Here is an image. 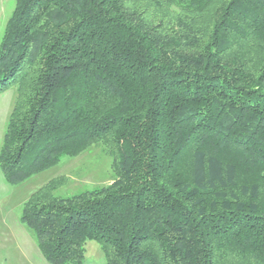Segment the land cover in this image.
Instances as JSON below:
<instances>
[{"label":"trees","instance_id":"trees-1","mask_svg":"<svg viewBox=\"0 0 264 264\" xmlns=\"http://www.w3.org/2000/svg\"><path fill=\"white\" fill-rule=\"evenodd\" d=\"M0 171L21 183L101 142L109 184L19 221L48 264H264V0H15Z\"/></svg>","mask_w":264,"mask_h":264},{"label":"rangeland","instance_id":"rangeland-1","mask_svg":"<svg viewBox=\"0 0 264 264\" xmlns=\"http://www.w3.org/2000/svg\"><path fill=\"white\" fill-rule=\"evenodd\" d=\"M14 7L15 0H0V40ZM14 99L12 88L0 93V144ZM56 176L65 178V184L57 190L64 196L109 184L114 177L111 157L104 144L98 142L77 156L62 157L54 166L18 184H8L0 171V264H48L19 216L28 196ZM85 262L105 264L96 241L86 242Z\"/></svg>","mask_w":264,"mask_h":264}]
</instances>
